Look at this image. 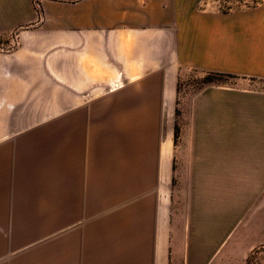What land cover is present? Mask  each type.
Instances as JSON below:
<instances>
[{"label":"crops","instance_id":"crops-1","mask_svg":"<svg viewBox=\"0 0 264 264\" xmlns=\"http://www.w3.org/2000/svg\"><path fill=\"white\" fill-rule=\"evenodd\" d=\"M201 3L0 0V264H212L264 241V87L178 91L190 71L264 81V0Z\"/></svg>","mask_w":264,"mask_h":264},{"label":"rangeland","instance_id":"rangeland-1","mask_svg":"<svg viewBox=\"0 0 264 264\" xmlns=\"http://www.w3.org/2000/svg\"><path fill=\"white\" fill-rule=\"evenodd\" d=\"M252 0H202L201 8L208 10H221L225 11L228 9L237 10V9H246V6H252ZM12 45L7 43H2L0 41V50L7 51L11 48ZM207 75L199 72H188L185 74L183 81L179 84V98H181L184 93L183 91H193L202 88V82ZM216 81L224 83L223 85H236L244 83V85L264 87V81H257L254 79H244L241 78H221L214 77ZM177 124L179 125V118L176 119ZM184 138L188 137L187 132H181ZM180 134V138H181ZM179 142V141H178ZM177 142V143H178ZM261 239L264 240V227L261 226ZM254 249H258V253L251 258L250 264H264V241H261L258 244H243L237 242H230L227 244V247L223 250L222 254L219 255L212 264H246V255L248 256L250 252Z\"/></svg>","mask_w":264,"mask_h":264},{"label":"trees","instance_id":"trees-1","mask_svg":"<svg viewBox=\"0 0 264 264\" xmlns=\"http://www.w3.org/2000/svg\"><path fill=\"white\" fill-rule=\"evenodd\" d=\"M262 0H252V6L251 7H255L257 6ZM250 6H246V8H251ZM241 9H237V10H231V9H228V10H225V11H221L219 10L221 13H230V12H233V11H239ZM37 12H41L40 8L37 9ZM206 77L204 78L202 84L203 85H223L224 83L221 84V82L219 81H216V79H214V77H221V78H237L236 76H232V75H227V74H218V73H206ZM179 86L178 85V91L180 90L179 89ZM180 116V113L178 110L175 111V125H174V130H173V140H174V144H176L178 138H179V133H180V130H179V126L177 124V121L176 119L179 118ZM258 253V249H254L247 257L246 259V264H250V260L252 257H254L256 254Z\"/></svg>","mask_w":264,"mask_h":264},{"label":"built area","instance_id":"built-area-1","mask_svg":"<svg viewBox=\"0 0 264 264\" xmlns=\"http://www.w3.org/2000/svg\"><path fill=\"white\" fill-rule=\"evenodd\" d=\"M40 1L41 0H35L36 9H39L40 8Z\"/></svg>","mask_w":264,"mask_h":264}]
</instances>
